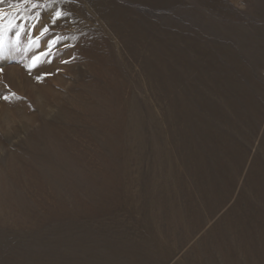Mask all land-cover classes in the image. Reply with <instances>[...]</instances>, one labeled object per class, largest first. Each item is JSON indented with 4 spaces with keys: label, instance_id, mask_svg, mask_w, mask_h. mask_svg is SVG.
<instances>
[{
    "label": "rangeland",
    "instance_id": "374dc122",
    "mask_svg": "<svg viewBox=\"0 0 264 264\" xmlns=\"http://www.w3.org/2000/svg\"><path fill=\"white\" fill-rule=\"evenodd\" d=\"M0 12V264H264V0Z\"/></svg>",
    "mask_w": 264,
    "mask_h": 264
},
{
    "label": "bare ground",
    "instance_id": "6f19581e",
    "mask_svg": "<svg viewBox=\"0 0 264 264\" xmlns=\"http://www.w3.org/2000/svg\"><path fill=\"white\" fill-rule=\"evenodd\" d=\"M65 162H66V160H65V156H64V155H61L60 158H59V160H58V163H57L56 165H57V166H62V165L65 164ZM48 163H49V161L46 162V164H48ZM46 164H45V165H46ZM252 184H254V186L257 187V189H258L260 192L264 193V184H261L260 181H258V182L253 181ZM263 198H264V195H262V196L260 197V201H261V202H263V201H262ZM74 199H75V197L72 196V197H71V201H73ZM247 204H248L249 207L252 209V205H251V203L247 202ZM246 206H247V205H246ZM247 210H248V209H247ZM247 214H248V213H247ZM242 216H244V213H243ZM242 216H241V217H242ZM249 216H250V215H249ZM240 220H241V219H240ZM245 220H247V219H245ZM250 221H251V224H249V225L246 224V223H243L244 220H243V222H242V221L238 222L236 225L233 224V223H231L230 226H229L228 229H227L228 233H230V234L232 235V233H234L233 230H236L237 225H238V227L242 230V232H243L245 235H244V237L241 238V241H240V242H237V240H234V241H233V240H231V239L228 238V235H226L227 237H226V239H225V243H229V242H230L231 244H232V243H235V242H237V243H242L243 246L245 247V249H244L245 252H249V253H251L252 245L259 244L261 249L259 248L258 250H260V251H258L257 253H258V256L261 257L262 253L264 254V220H263L261 214L257 212V213H254V214L250 217ZM261 221H262L263 225L260 224ZM234 226H235V228H233ZM247 226H249V227H247ZM248 228H251V229L253 230V235H252V238H250V239H249V236L246 235ZM237 230H238V229H237ZM238 232H239V231H238ZM230 254H231V253H230ZM255 256L257 257L256 254H255ZM229 257H230V256H228V259H229ZM256 257H255V258H256Z\"/></svg>",
    "mask_w": 264,
    "mask_h": 264
},
{
    "label": "snow or ice",
    "instance_id": "6c2138e0",
    "mask_svg": "<svg viewBox=\"0 0 264 264\" xmlns=\"http://www.w3.org/2000/svg\"><path fill=\"white\" fill-rule=\"evenodd\" d=\"M4 0H0V3H3ZM36 5H33V7H35ZM7 14L6 13H3V12H0V17H3V16H6ZM56 18H59L62 16V13L57 11L56 14H55ZM55 22V19L54 21ZM12 27H15V24L13 21H8L6 24H0V57H3L7 54V51H8V45H6L3 41V33L10 30ZM48 28L47 27H44L43 30L41 31L40 33V36H44L47 32H48ZM22 31V29H21ZM21 31H17L16 33V41L14 42L15 45H19L20 41H19V36L21 35ZM39 37L35 38L34 40H31L29 43L31 46H35V47H38V41H39ZM57 43V40H51L48 42V51H45L44 53H42L41 55H38V56H34L32 57V64L30 65V67H34L36 64H38L42 58V56H47L49 54V51L51 50V48L53 47V45ZM27 50V49H26ZM64 63H67V61H64ZM43 77H37V80H42ZM14 95V94H13ZM4 99H8L7 96L4 97Z\"/></svg>",
    "mask_w": 264,
    "mask_h": 264
}]
</instances>
